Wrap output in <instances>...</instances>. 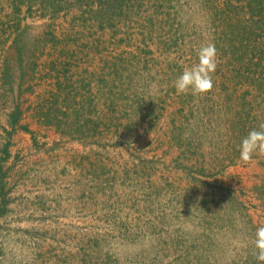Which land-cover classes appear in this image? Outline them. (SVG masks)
<instances>
[{"label": "rangeland", "instance_id": "obj_1", "mask_svg": "<svg viewBox=\"0 0 264 264\" xmlns=\"http://www.w3.org/2000/svg\"><path fill=\"white\" fill-rule=\"evenodd\" d=\"M206 43L212 90L177 94ZM260 123L264 0H0V264H261Z\"/></svg>", "mask_w": 264, "mask_h": 264}, {"label": "clouds", "instance_id": "obj_2", "mask_svg": "<svg viewBox=\"0 0 264 264\" xmlns=\"http://www.w3.org/2000/svg\"><path fill=\"white\" fill-rule=\"evenodd\" d=\"M217 68V49L213 43H206L197 49V62L183 69L174 81L177 94L203 95L213 88V74ZM254 156H264V123L252 129L239 145V159L244 163L253 161ZM254 256L264 264V226L256 229L252 239Z\"/></svg>", "mask_w": 264, "mask_h": 264}, {"label": "trees", "instance_id": "obj_3", "mask_svg": "<svg viewBox=\"0 0 264 264\" xmlns=\"http://www.w3.org/2000/svg\"><path fill=\"white\" fill-rule=\"evenodd\" d=\"M64 75L67 76L68 73H64ZM55 93H56L55 96L56 100L54 99L53 105L47 108L46 111L44 110L41 111L44 114V116H42L41 119L48 125L50 124V126H53L57 130H60L61 125H63V123L65 122L64 121L65 119H61V115L74 109L73 113H75L76 115H74L73 117L71 116V119H73L78 114L77 111L79 108V104L73 101L75 91H71V90L68 91L65 90L64 88H61L60 91H55ZM70 101L72 105L70 104ZM14 122L16 123L17 121L14 120ZM70 129H71L70 126L67 127V131H70Z\"/></svg>", "mask_w": 264, "mask_h": 264}]
</instances>
